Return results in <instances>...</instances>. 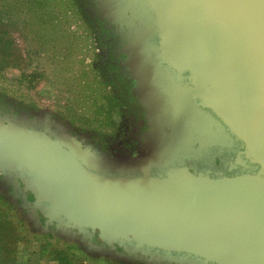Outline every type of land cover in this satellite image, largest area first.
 I'll return each instance as SVG.
<instances>
[{
    "label": "water",
    "instance_id": "1",
    "mask_svg": "<svg viewBox=\"0 0 264 264\" xmlns=\"http://www.w3.org/2000/svg\"><path fill=\"white\" fill-rule=\"evenodd\" d=\"M146 1L160 37L171 44L170 60L199 90L211 88L208 106L242 138L259 174L203 189L180 179L110 181L56 148L26 160L43 179H20L52 221L94 232L96 240L211 264H264V0Z\"/></svg>",
    "mask_w": 264,
    "mask_h": 264
},
{
    "label": "flooded vegetation",
    "instance_id": "2",
    "mask_svg": "<svg viewBox=\"0 0 264 264\" xmlns=\"http://www.w3.org/2000/svg\"><path fill=\"white\" fill-rule=\"evenodd\" d=\"M98 1L113 30L104 55L112 57L121 73V90L128 95L129 88L134 96L121 101L123 133L113 139H108L111 135L97 139L98 136H83L71 126L66 128L70 132H65L59 124L24 115L16 107L0 102V128L4 130L0 137V165L5 168L0 170V180L43 179L40 169V176L35 175L26 160L45 152L51 155L56 148L75 165L110 181L180 179L203 189L224 188L243 176L259 174L261 167L248 153L245 142L208 106L205 98L211 88L199 90L190 73L177 69L170 60L167 49L171 44L160 37L149 3ZM67 133L77 137L82 144L80 150L86 154L74 150ZM95 140L98 144L103 142V147H89ZM47 215L50 216L48 212ZM78 234L90 237L93 245H98L91 233ZM109 249L99 253L107 257L116 252ZM116 253L152 264H211L189 254L138 247L134 243H124V251Z\"/></svg>",
    "mask_w": 264,
    "mask_h": 264
},
{
    "label": "rangeland",
    "instance_id": "3",
    "mask_svg": "<svg viewBox=\"0 0 264 264\" xmlns=\"http://www.w3.org/2000/svg\"><path fill=\"white\" fill-rule=\"evenodd\" d=\"M100 8L98 0H0L2 105L65 132L71 126L97 139L122 134V102L134 96L129 88L128 95L121 90V73L104 55L113 30ZM66 136L76 152L86 154L77 137ZM102 144L95 140L89 147ZM47 212L30 184L0 180V264H152L116 253L124 251L122 242L93 245ZM109 248L116 252L102 255Z\"/></svg>",
    "mask_w": 264,
    "mask_h": 264
},
{
    "label": "trees",
    "instance_id": "4",
    "mask_svg": "<svg viewBox=\"0 0 264 264\" xmlns=\"http://www.w3.org/2000/svg\"><path fill=\"white\" fill-rule=\"evenodd\" d=\"M114 78H115V79H118V76H117V75H114ZM91 235H93V236L95 237L94 239L97 238V234H95L94 232L91 233ZM65 264H68V263L66 262Z\"/></svg>",
    "mask_w": 264,
    "mask_h": 264
}]
</instances>
